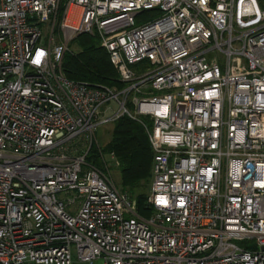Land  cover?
<instances>
[{
  "label": "built area",
  "instance_id": "2783aa9c",
  "mask_svg": "<svg viewBox=\"0 0 264 264\" xmlns=\"http://www.w3.org/2000/svg\"><path fill=\"white\" fill-rule=\"evenodd\" d=\"M82 33L124 88L65 77ZM124 115L153 150L147 218L103 147V168L87 162L97 128ZM99 259L264 264L258 0H0V264Z\"/></svg>",
  "mask_w": 264,
  "mask_h": 264
},
{
  "label": "trees",
  "instance_id": "16d2710c",
  "mask_svg": "<svg viewBox=\"0 0 264 264\" xmlns=\"http://www.w3.org/2000/svg\"><path fill=\"white\" fill-rule=\"evenodd\" d=\"M258 1L264 8V0ZM75 39L80 49L75 52L69 44L63 59L62 67L67 79L117 89L127 85L121 80L109 51L100 44L97 36L82 33ZM112 125L111 139L102 148L105 159L106 155L110 158V153L115 154L122 175L121 190L136 199L139 215L147 218L152 214L148 195L151 190L153 163V150L147 129L141 122L127 115L116 119ZM91 152V161L88 156L87 162L103 168L100 150L95 144L91 147Z\"/></svg>",
  "mask_w": 264,
  "mask_h": 264
},
{
  "label": "rangeland",
  "instance_id": "374dc122",
  "mask_svg": "<svg viewBox=\"0 0 264 264\" xmlns=\"http://www.w3.org/2000/svg\"><path fill=\"white\" fill-rule=\"evenodd\" d=\"M64 1H66V0H64ZM141 22H143V21L138 19V23H141ZM42 28H43V31H44L42 43L46 44L48 42V39H49V36H50V32L47 31V29L45 28L44 24L42 25ZM69 44L71 45V49L73 51H75V52L80 49L76 39H73ZM112 128H113L112 123L108 124V125L99 126L97 128V130H96L94 144L97 143L100 147H104L108 143V141L111 139ZM91 155H92V152L89 154V158H88L89 161H91V158H90ZM106 159H107V162H108V166L110 167V171H111V174L113 176V179L115 180L118 188L121 190L122 175H121L120 169L109 158V156L106 155ZM74 258L76 259L75 253H74ZM104 262L105 261L103 259H99V260L94 261L93 264H104Z\"/></svg>",
  "mask_w": 264,
  "mask_h": 264
}]
</instances>
